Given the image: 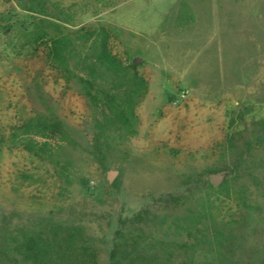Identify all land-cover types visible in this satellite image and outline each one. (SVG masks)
<instances>
[{
    "label": "rangeland",
    "instance_id": "1",
    "mask_svg": "<svg viewBox=\"0 0 264 264\" xmlns=\"http://www.w3.org/2000/svg\"><path fill=\"white\" fill-rule=\"evenodd\" d=\"M104 42L147 82L131 126ZM117 229L154 264H264V0H0V264L30 237L84 264L69 235L110 264Z\"/></svg>",
    "mask_w": 264,
    "mask_h": 264
},
{
    "label": "trees",
    "instance_id": "2",
    "mask_svg": "<svg viewBox=\"0 0 264 264\" xmlns=\"http://www.w3.org/2000/svg\"><path fill=\"white\" fill-rule=\"evenodd\" d=\"M100 52L97 56V61L106 67L107 72L113 79V85L109 92L99 93L104 98V106L109 108L114 119L120 123L131 126L135 122V108L138 105L141 97L147 90V82L143 76L139 75L136 65H127L123 60L118 58L109 49L104 42L100 46ZM63 126L55 122L54 128L63 132ZM180 199L176 196L167 195L159 199L160 203L178 204ZM150 213L135 215L131 218L130 224L142 223ZM122 222L120 220L119 224ZM127 236L119 229L114 233L113 247L110 254V264H154L148 261L145 249H141L143 241H137L131 234ZM63 244H58L60 248L57 252L59 258H80L85 264H99L97 253L91 246H85L83 240L77 241V235H69L62 238ZM61 239V241H62ZM65 247V249H64ZM17 249L22 255L24 261H31L33 264H42L44 245L41 246L38 238L30 237L22 243V246Z\"/></svg>",
    "mask_w": 264,
    "mask_h": 264
},
{
    "label": "water",
    "instance_id": "3",
    "mask_svg": "<svg viewBox=\"0 0 264 264\" xmlns=\"http://www.w3.org/2000/svg\"><path fill=\"white\" fill-rule=\"evenodd\" d=\"M224 173V171H221L211 175L210 180L214 186L218 187L221 184Z\"/></svg>",
    "mask_w": 264,
    "mask_h": 264
}]
</instances>
